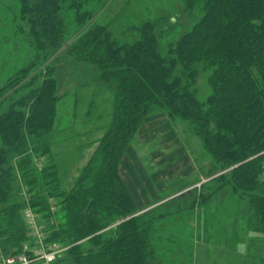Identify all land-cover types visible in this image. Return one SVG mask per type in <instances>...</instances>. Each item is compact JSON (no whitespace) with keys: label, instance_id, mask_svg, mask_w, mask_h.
<instances>
[{"label":"trees","instance_id":"trees-1","mask_svg":"<svg viewBox=\"0 0 264 264\" xmlns=\"http://www.w3.org/2000/svg\"><path fill=\"white\" fill-rule=\"evenodd\" d=\"M20 1V12L38 38L36 57L44 62L33 61L12 75L14 88L28 90L0 112L1 250L19 249L27 238L22 184L49 240L70 246L59 264H160L153 243L157 218L133 216L138 207L120 164L139 129L162 111L189 124L220 166L219 173H210H216L211 190L198 194L192 207L203 208L219 190L231 188L248 199L247 230L264 235V0H183V17L199 14L190 28L185 18L162 16L131 27L136 38L127 42L108 25H90L71 43L61 0ZM91 15L85 10L83 17L89 18L81 25ZM61 52L76 65H94L95 93L103 87L112 94L106 133L68 190L53 153L61 96L56 67L48 62ZM179 60L184 67L176 69ZM199 65L213 70V93L205 103L194 88ZM30 67L35 71L27 77ZM88 101L95 105V98ZM230 166L237 167L226 175ZM50 198L57 199L54 213Z\"/></svg>","mask_w":264,"mask_h":264},{"label":"rangeland","instance_id":"rangeland-1","mask_svg":"<svg viewBox=\"0 0 264 264\" xmlns=\"http://www.w3.org/2000/svg\"><path fill=\"white\" fill-rule=\"evenodd\" d=\"M79 1L61 0L60 13L68 43L83 36L90 25H108L119 41L132 42L136 34L129 29L144 20L162 16L180 21L185 18L186 28H190L199 19V14L194 18L186 14L183 17V0ZM20 2L0 0V112L9 107L12 98L21 97L28 90H19V86L15 89L9 83L12 75L33 61L39 65L44 62L43 57H36L38 38L30 19L22 16ZM85 10L92 15L84 27L81 21L86 18ZM48 62L56 67L53 74L61 96L54 122L53 153L62 187L68 190L83 175L106 133V124L112 119V94L103 87L100 93H95L98 88L90 80L96 75L94 65H76L66 52ZM183 67L179 60L176 69ZM198 67L194 88L199 101L205 103L213 93L210 82L213 70ZM28 71H32L27 74L31 77L35 68ZM92 98L95 105L91 107L88 100ZM123 159L120 167L127 183L124 182L139 201L133 216L148 213L157 218L153 243L158 263L264 264V237H257L264 235L247 230L246 196L225 187L206 200L203 208L192 207L198 194L211 190L209 180L219 173L215 169L220 166L189 124L170 119L165 111L150 116ZM235 167H227L224 172L227 175ZM213 172L216 173L210 174ZM17 178L21 182L20 174Z\"/></svg>","mask_w":264,"mask_h":264},{"label":"built area","instance_id":"built-area-1","mask_svg":"<svg viewBox=\"0 0 264 264\" xmlns=\"http://www.w3.org/2000/svg\"><path fill=\"white\" fill-rule=\"evenodd\" d=\"M43 162L37 163L39 169ZM20 194L24 200L21 211L26 226V240L19 249L4 252L0 249V264H59L69 245L61 241L49 240L46 224L30 204V195L24 185H20ZM51 212L57 211V200L50 198Z\"/></svg>","mask_w":264,"mask_h":264},{"label":"crops","instance_id":"crops-1","mask_svg":"<svg viewBox=\"0 0 264 264\" xmlns=\"http://www.w3.org/2000/svg\"><path fill=\"white\" fill-rule=\"evenodd\" d=\"M123 162H124V159L122 160ZM123 165V164H122ZM120 174H121V177L123 178V180L126 182V180H125V178H124V174L122 173V166L120 167ZM127 183V182H126ZM130 190V189H129ZM130 192H131V194H132V190H130ZM132 196H133V198H134V200H135V202H136V204L138 205V203H139V201H138V197L136 198V195L133 193L132 194ZM201 209V208H200ZM257 237H264V236H257Z\"/></svg>","mask_w":264,"mask_h":264}]
</instances>
